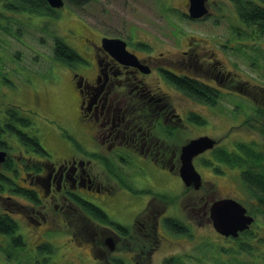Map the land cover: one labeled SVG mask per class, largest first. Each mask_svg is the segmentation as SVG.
Here are the masks:
<instances>
[{
    "label": "flooded vegetation",
    "instance_id": "1",
    "mask_svg": "<svg viewBox=\"0 0 264 264\" xmlns=\"http://www.w3.org/2000/svg\"><path fill=\"white\" fill-rule=\"evenodd\" d=\"M9 1L10 7L17 11L28 10ZM49 8L45 13L32 11L36 13L29 15V19L40 17L42 24L47 20L55 22L58 10L50 3ZM17 11L6 7V0H0L2 56L6 55V29H11L9 21ZM89 25L80 22L77 31L63 32L68 40L57 38L81 58L67 63L66 70L50 71L52 78L64 72L71 78L69 82L61 80L54 84L53 81L52 87L57 90L45 87L52 83L46 75L49 81L42 87L51 93L58 106L54 100L52 106L51 95L48 99L35 97L37 106L46 105L47 110L43 109L46 117L53 122L50 114L55 113L61 125L60 132L48 126L58 133L46 138L45 143L40 140L44 151L27 146L16 133L6 142V113L1 117L0 217L5 225L11 222L14 232L2 230L0 245L6 250V240L13 238L17 241L21 238L24 245L19 241L16 246L20 248L18 260L7 262L0 258V264H81L87 257L88 264L185 263L181 259L187 251L182 246L189 239L182 238L192 234L196 247L201 239L194 237V225L205 222L216 229L211 217L213 203L229 197L238 200L229 193L216 192L217 177H206L196 166L209 155L212 172L217 167H221L219 174L228 172L229 167L213 159L218 146L230 141L227 134L215 138L214 147L193 158L201 175V185L184 179L181 174L183 146L194 138L185 131L193 130L194 126H211L202 108L216 112L215 97L220 91L232 95L233 70L221 67L219 58L214 52L208 54V48L193 46L201 45L196 40L187 39L186 47L172 52L140 38L134 41L130 36L120 37L125 41L124 49L122 42L109 45L103 42L104 37L119 36ZM195 48L198 50L194 51ZM2 65L0 58V78L6 80ZM185 80H191L192 85H205V100L187 91L185 82L182 83ZM248 85L247 95H242L246 99L251 98L250 82ZM5 86L0 82V93ZM57 91L62 92L69 109L62 107ZM177 97L180 99L176 103ZM184 134L185 139L180 142ZM203 135L213 137L205 131L196 133L195 137ZM260 140L264 142V137ZM14 148L18 151H13ZM258 173L264 174L261 170ZM156 174L161 175L158 180ZM152 183H158V193L153 192ZM245 188L247 212L251 214V207L264 208L257 191L250 185ZM139 193L144 199H140ZM173 194L176 202L171 200ZM100 209L105 211L103 217L97 215ZM251 215L255 217L253 222L237 236L216 230L221 238L232 239L230 248L236 246L238 236L246 240L245 232L256 231V236L264 239V228L256 215ZM24 224L32 229H26ZM177 224L183 230L181 235L171 230ZM64 233L68 235L65 242L59 246L54 244L56 239L66 236ZM72 239L87 244L86 254L81 252L82 255L76 256L71 252ZM76 247L80 251L84 248L77 244ZM261 261L264 263V258Z\"/></svg>",
    "mask_w": 264,
    "mask_h": 264
},
{
    "label": "rangeland",
    "instance_id": "2",
    "mask_svg": "<svg viewBox=\"0 0 264 264\" xmlns=\"http://www.w3.org/2000/svg\"><path fill=\"white\" fill-rule=\"evenodd\" d=\"M224 1L227 0H209L210 12L208 15L202 19H192L187 14L186 0H65L64 7L57 8L55 22L47 20L42 24L40 17L33 21L29 19V15L36 13L32 12L34 10L17 11L18 9L11 8L10 1L6 0V7L17 12H15L12 21H9L11 29H6V61L4 60L5 56H2L3 43L0 41V58L3 63L1 68L4 71L3 77L6 79L0 78V82L6 85L0 93V120L5 113L6 120L12 119L9 113L16 108L19 117H13L12 120L15 124H13L12 129L8 128L13 133L18 134L20 127L31 137L39 136L41 142L44 143L46 138H50L52 134L57 136L61 125H59V120L55 118L57 117L56 114L53 112L50 114V117L54 118V121L51 122L46 117V113L43 112V109L47 110L46 105H43V108L37 106L36 98L39 100L40 96L43 99H48L51 93L49 95L45 87L51 88L53 81L54 84L59 83L61 80L71 81L68 72H64L62 75L57 73L55 77H51L50 71L53 68L62 71L69 67L67 63L54 60L52 54H54L57 38L68 40L63 32L67 29L77 31L78 24L81 22L86 26L91 24L106 34L124 38L130 36L134 41L140 38L146 42H151L153 45L156 44L164 51L170 49L172 52H177L179 48L187 46V39L201 42V45L194 44L193 46L208 48V54L214 52L215 56L219 58L220 63L223 64L221 67H230L233 70L235 86L232 95L220 91L215 105L217 106L216 112L212 113L211 110L202 108V111L208 115L211 126H194L193 130L187 128L185 134L195 137L196 133L205 131L212 134L214 138H222L227 134L230 141L226 140L218 147L223 146L236 150V144L244 141L255 143L256 147L264 152V142L260 140L263 139L261 132L257 127L252 129L248 121L244 120L251 113L252 97H259L264 101V93H261L260 89H255L252 95L249 92L251 98L247 96L248 99H246L242 96L246 94L249 82L264 86V41L255 44L254 40L250 38L245 41L234 38L236 36L233 28L236 21L232 17L234 11L231 5L224 6ZM246 41L247 44H245ZM79 44L82 46V41H79ZM261 49L263 51H260ZM196 50L198 49L195 48L194 51ZM203 57L204 55H202ZM220 63L218 64L220 65ZM46 68L49 71L47 73H45ZM46 75L51 77L50 81L52 83H47L49 79ZM221 82L219 80V83ZM46 84L48 85L42 87ZM52 88L57 90L55 86ZM244 91L245 93H241ZM63 92L66 94V91ZM69 92L70 96L74 97L72 91L69 90ZM57 94L62 107L66 110L69 109L62 92L57 91ZM51 98L52 106L53 100L54 104L58 106V102L52 95ZM203 98L205 99V97ZM179 99L178 97L175 98L176 103ZM71 101L73 102V100ZM237 103L240 104V107H237ZM228 114L230 117H227ZM48 126L56 127L58 132L48 129ZM8 132L6 131V142L9 136H13L9 135L11 132ZM185 134L180 142L184 141ZM255 138H259V140H255ZM13 151H18V148H14ZM205 159H207L205 162L198 161L196 166L200 167L206 177H217V183L214 186L215 191L229 193V196L236 197L246 205V188L240 177L241 169L239 167H229L228 172L219 174L217 168L214 169V172L210 170L209 164L211 163L207 162H211L210 156L208 155ZM155 177L158 180L161 175L156 174ZM144 182H146V179ZM141 186L138 185V187ZM159 189L158 183H152L153 192L158 193ZM142 193L147 195V192ZM142 193H139L140 199H144ZM174 195L171 196V200L176 202ZM14 196H16V199L20 198L17 197L19 195ZM250 213L252 214V212ZM172 214L180 216L175 212H172ZM256 218L260 221L261 227L264 228V212H257ZM27 221L32 223L30 220ZM24 227L32 229L26 224H24ZM171 230L173 233L181 235L176 230ZM192 231L195 232L194 237L197 240L201 239L200 242H197V250L193 245L194 239L191 238L184 242L182 249L197 255L192 261L190 256H184L188 262H195L196 264H234V257L228 259L229 254L236 253L238 255L237 252H239V255H245L253 241V239H246L240 245H237L236 241L237 247L230 249L229 245L233 243L232 239L226 240L222 237L223 240L216 229L214 230L205 222L194 225ZM252 232L256 234V231ZM67 236L66 234V236L56 239L54 244L59 246V244L65 242ZM182 239H185V237ZM71 241L70 250L72 253L76 256L82 255L81 252L86 254V243L76 239ZM76 244L84 246L82 251L76 247ZM66 251L68 252V250ZM65 255L61 253V257H65ZM237 259H243V257L238 256ZM88 263H90V260L87 257V260L81 264Z\"/></svg>",
    "mask_w": 264,
    "mask_h": 264
},
{
    "label": "trees",
    "instance_id": "3",
    "mask_svg": "<svg viewBox=\"0 0 264 264\" xmlns=\"http://www.w3.org/2000/svg\"><path fill=\"white\" fill-rule=\"evenodd\" d=\"M18 4V7L21 9H28V10H34L45 13V11L49 8V2L47 0H12ZM224 6L231 5L234 11V15H232L233 18H235L236 24H234L233 28L235 31V37L236 39L239 38L240 41H245L247 38H250L254 40L255 44L257 42L260 44L261 41H264V0H227L224 1ZM36 9V10H35ZM52 15V14H50ZM247 44V41L245 42ZM64 41L61 39H57L55 50L53 58L56 61H60L63 63H72L80 60L81 58L75 54V52L69 47L66 46ZM260 51H263L261 49ZM36 55V54H34ZM33 55V56H34ZM3 79V78H2ZM179 82V81H178ZM185 82V83H183ZM183 85L185 86V89L191 93H193L196 97L200 95L199 97L203 100H205L203 97H206L205 91L203 89L206 88L205 85H192L191 80H185L182 81ZM250 94L252 95L253 91L255 89H260V91L264 92V86L258 83L250 82ZM202 96V97H201ZM219 97V96H218ZM253 101L252 106H250L252 109V113L248 116L250 119L247 120L250 124V127H257L259 131L261 132L262 136L264 137V101L261 100L259 97H252ZM218 101V99L215 97V103ZM260 101V102H259ZM237 107H240V104L237 103ZM233 110V109H232ZM9 115L13 117H19L18 115V109H14ZM12 119L6 120V130L11 132L9 135H13V132L9 130L8 128L13 127ZM257 119V121H256ZM246 121V120H245ZM17 122V121H16ZM8 132V133H9ZM0 133L2 131L0 130ZM18 137L24 141V144H26L29 147H33L35 150L38 151H44L39 139V136L31 137L29 134H27L26 131L22 130V128L19 127L18 130ZM8 138H11L9 136ZM255 142V141H254ZM41 148V149H40ZM214 160L218 161V164L224 165L226 167H239L241 169L240 177L245 185H250V187L257 191L256 196H259V203H264V174L258 173L259 170L264 172V152L257 148L255 143L253 142H241L236 144V150H229L226 147H219L214 152ZM211 160V159H210ZM212 161V160H211ZM209 163H213L210 161H207ZM13 166V163L12 165ZM256 166V167H255ZM11 168V167H10ZM263 170H262V169ZM218 170L221 169V167H217ZM257 169V170H256ZM1 179V175H0ZM101 210V209H100ZM254 215H256L257 212H264V208H249ZM105 214L104 210H101L98 212V216L103 217ZM99 220L105 221L102 218H99ZM5 225V222L2 217H0V232L2 230L6 231L9 230L11 234L14 232V226L10 225L11 222L7 221ZM173 229L178 230L177 232L182 233L183 230H180L179 224L175 226H171ZM183 234V233H182ZM245 239H253V241L250 244L249 250L245 253V255H236L229 254V257H234V264H264L261 260L264 258V239L258 238L255 233L253 232H245ZM249 235V236H248ZM186 238H193L192 234H188V236H184ZM237 245H240L243 243L242 237L238 236ZM21 245H24V242L21 238H18ZM254 239H259L258 241ZM19 241L15 240L14 238L11 239L9 242L6 240V250L3 248V246L0 245V258L5 259L7 262L10 261H16L19 259L18 255H20V248L16 247L19 244ZM195 244V243H194ZM193 244V245H194ZM196 246V245H195ZM24 247V246H23ZM22 247V248H23ZM237 247V246H235ZM235 247H232L230 249H234ZM45 250H49V248H44ZM53 249V247H52ZM197 250V246L195 248ZM187 256H190L191 261L195 258L196 255L193 253H190L188 250ZM231 251V250H230ZM194 256V257H193ZM238 256H242L243 259H237ZM186 257L181 259V261L188 263V264H196L195 262H188L186 260ZM239 260V261H238ZM47 261V258H46Z\"/></svg>",
    "mask_w": 264,
    "mask_h": 264
},
{
    "label": "water",
    "instance_id": "4",
    "mask_svg": "<svg viewBox=\"0 0 264 264\" xmlns=\"http://www.w3.org/2000/svg\"><path fill=\"white\" fill-rule=\"evenodd\" d=\"M53 7H63L65 0H47ZM208 0H189V17L193 19H201L209 13ZM103 42L106 45L114 42H122V47L125 49L124 39L104 37ZM216 139L208 135L192 138L183 146V165L181 167L182 177L186 180L191 179L196 182V185H201V175L195 168L193 158L204 152L206 149L214 147ZM3 159V152H0V161ZM211 208V217L214 227L217 231L224 235H235L240 231L248 228L253 222L254 216L247 212V208L240 201L229 197L213 203Z\"/></svg>",
    "mask_w": 264,
    "mask_h": 264
},
{
    "label": "bare ground",
    "instance_id": "5",
    "mask_svg": "<svg viewBox=\"0 0 264 264\" xmlns=\"http://www.w3.org/2000/svg\"><path fill=\"white\" fill-rule=\"evenodd\" d=\"M78 1V0H77Z\"/></svg>",
    "mask_w": 264,
    "mask_h": 264
}]
</instances>
